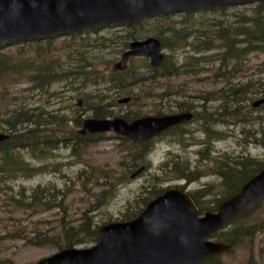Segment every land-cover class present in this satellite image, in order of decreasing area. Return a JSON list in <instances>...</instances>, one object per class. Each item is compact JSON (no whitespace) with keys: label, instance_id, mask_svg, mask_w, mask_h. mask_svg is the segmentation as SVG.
<instances>
[{"label":"rangeland","instance_id":"rangeland-1","mask_svg":"<svg viewBox=\"0 0 264 264\" xmlns=\"http://www.w3.org/2000/svg\"><path fill=\"white\" fill-rule=\"evenodd\" d=\"M256 5L179 13L137 27L110 25L0 46V64L10 67L0 80V134L9 133L2 120L22 110L33 122L18 128L33 131L38 141L46 142L44 150L20 152L34 174L16 179L0 174V264H34L59 251L51 245L28 246L35 230L55 232L63 219L67 225H79L87 215L99 230L140 214L154 192L170 187L198 197L205 210H216L229 191L220 175L223 162L237 154V161L243 159L258 170L257 162L264 163V102L255 104L264 100V52L226 58L228 47L218 37L221 29L235 33L250 27L251 18L258 15L253 11ZM172 34L184 35L178 42L168 41L174 47L163 49L167 63L183 66L178 74L148 80L151 60L146 56H132L125 72L116 67L132 41L154 37L167 42ZM48 68L57 79L45 84L46 77L38 74ZM122 74L132 78H122V84L118 81ZM236 90L244 92L237 93V104ZM100 105L110 119L164 116L176 113L181 105L192 107L196 118L183 127L182 135L164 133L150 141L153 148L148 154L114 132L100 134L83 149H72L71 137ZM207 113L224 122L208 126L202 122ZM40 114V119L34 118ZM76 120L82 121L79 126ZM133 156L140 161L133 162ZM39 187L46 189L48 199L62 194L54 198L61 201L65 195L63 208L35 213L32 208H17L10 199L22 190L29 196ZM206 191L210 195L204 198ZM262 219L264 201L250 222ZM220 259L223 264H264V233H258L251 245L236 244Z\"/></svg>","mask_w":264,"mask_h":264},{"label":"water","instance_id":"water-1","mask_svg":"<svg viewBox=\"0 0 264 264\" xmlns=\"http://www.w3.org/2000/svg\"><path fill=\"white\" fill-rule=\"evenodd\" d=\"M256 2L264 0H0V42ZM161 47V41L154 37L133 41L116 67L124 69L131 56H147L152 66H160L164 61ZM183 120L182 115L145 117L131 123L122 118H90L84 121L81 133L114 131L142 141ZM7 137L0 134V141ZM263 199L264 168L221 202L217 212L201 214L188 193L169 189L152 200L134 220L103 226L95 245L66 248L35 264H200L230 248L209 237L236 217L255 209Z\"/></svg>","mask_w":264,"mask_h":264},{"label":"trees","instance_id":"trees-1","mask_svg":"<svg viewBox=\"0 0 264 264\" xmlns=\"http://www.w3.org/2000/svg\"><path fill=\"white\" fill-rule=\"evenodd\" d=\"M227 7H216V8H206L200 11L196 12H207V11H217V10H225ZM253 11H255L258 15L251 18V26L245 27V28H238L237 32L233 33L230 29H221V31L218 34L219 39L222 41L223 45H226L228 47V55L226 58H236L237 59L241 57V54L247 51L252 50H258L260 52H264V3H259L254 7ZM194 12H188L187 14H191ZM171 15H164L161 17H157L154 20V22H160L162 20L170 19ZM148 22V20H141L137 23L129 25L130 27H137L141 24H145ZM173 35V34H172ZM134 36V34L132 35ZM174 38L168 37L167 42H165L162 39V46L163 48H172L174 45L171 42H168L169 40L173 39L174 41H180L184 37V35H173ZM237 37V39H236ZM39 40V39H35ZM211 43V40L208 44ZM246 44L244 48H240L241 45ZM4 45V43H0V46ZM237 45V48H236ZM210 46H207L206 49H210ZM168 57L165 56V61L160 67H151L149 65L150 73L152 74L151 77L148 78L150 81H154L157 77H169L173 76L175 74H178L182 65H179L178 63H167ZM225 60V58H224ZM185 67V65H184ZM10 67L6 66L5 64H0V80L3 76V73L6 71H9ZM15 69L14 71H16ZM43 72V73H42ZM39 71L38 77L45 78V84H49L54 82V80L57 79L54 70L51 68H48L47 71ZM128 77L127 74H122V77L119 78L118 81H120L122 84H124V80L122 78ZM115 80V79H113ZM231 91H234L233 88H230ZM237 93L243 94L244 92H240V90H237ZM94 110V117L95 118H105L108 117L106 114L104 108L100 105L98 107L92 108ZM43 116V115H42ZM39 115H34V118L40 119ZM56 121V120H54ZM66 121V120H65ZM30 122H33L31 118L29 117L28 112L22 111V110H16L12 112L9 117H6L2 120V125H5V127L10 130V138L6 140L0 141V174L3 176L7 175L8 177L12 179H16L18 176H25V175H32L35 173V169L30 167V164L27 163L25 160L22 159L20 152L22 150L28 149V150H44L45 148L41 147L43 146V142L38 141L35 137V133L30 130L23 128L19 129V126H24V124H29ZM82 121L76 120V125L79 126V124ZM36 125L41 124V121H37ZM60 124H63L59 122ZM97 136H100V134L96 135H81L80 133H74L73 137H71V140L69 142V145L73 149L75 146H79L82 149L85 148L90 144L91 141L94 140V138H97ZM150 143V142H149ZM146 142L143 143H137V145L141 146L142 151L148 152L150 147H148V144ZM138 156V155H137ZM133 162L140 161L138 157L133 156L132 157ZM258 170L254 171L253 165L248 164H239L237 167H230L229 169V175L230 180L227 178L225 179V183L229 187V191L226 193V195L219 200V203L226 197L234 194L237 192V190L256 172L260 171L264 167V163L260 164L257 162ZM242 182V183H241ZM232 184H235V186L231 187ZM1 191V190H0ZM46 189H43L39 187L37 190L33 191V193L29 196H27L24 192V190L20 191L18 194V197L15 195H10V199L14 201V204L17 208L19 207H27L28 209H33V212H39L42 209L45 210H51L53 208H63V202L64 198L61 199V201H58L57 199L60 197L56 194V196H52L48 199V197L45 195ZM163 190L154 192L153 196L150 198L153 199L159 194H161ZM194 201L197 203L201 213L207 211L205 208L201 205L198 197L190 194ZM54 199V200H53ZM218 203V204H219ZM218 205H216L213 209H216ZM212 210V209H210ZM250 211L246 213L245 215H242L240 217H237L236 219L232 220L229 225L218 232H216L213 237L217 239V241H221L223 243L229 244L231 246V249L237 245H240L241 243H249L250 245L253 244L256 236L258 233H264V219L259 221L258 223H251V216L253 215L254 211ZM213 211V210H212ZM139 214V213H138ZM138 214H135L131 217L124 218L125 221L131 220L135 218ZM123 220V221H124ZM63 223L62 227L58 228V231L50 232V231H42L40 229L34 231L33 237L29 238L26 243L28 246H44V245H51L55 247L57 250H62L64 248L68 247H75V246H86L88 244H92L96 242L98 238V227L94 224L93 220L89 215L85 218V220L80 223L79 225H67L65 222V219L61 221ZM229 227V230L226 231ZM27 239V237H26ZM25 239V240H26ZM231 249L229 251H231ZM201 264H223L222 260L220 259V255H213L205 259Z\"/></svg>","mask_w":264,"mask_h":264},{"label":"flooded vegetation","instance_id":"flooded-vegetation-1","mask_svg":"<svg viewBox=\"0 0 264 264\" xmlns=\"http://www.w3.org/2000/svg\"><path fill=\"white\" fill-rule=\"evenodd\" d=\"M237 86V85H236ZM235 101H236V104H237V90L235 91ZM209 99V97L207 98ZM206 99V100H207ZM237 107V106H236ZM209 107H207V104H206V108L205 110L207 111ZM222 110H224V108H222ZM216 113V112H215ZM215 113H207L204 120H202V122H206V124L208 126H212V125H215V124H219V123H222V121L224 122V119L223 118H215L214 115ZM169 115H182V116H185V120L179 122V123H176V124H173L171 126H169L168 128H166L165 130H163L160 134H158L157 136L146 140L147 142L146 143H149L152 139H156L157 137H159L160 135L164 134V133H171L173 135H176V136H180L183 134V132L185 131L183 129L184 126H186L187 124L191 123L194 121V119L196 118V114L194 112V110L192 109V107H184L183 105L180 106V109L176 112V113H172V114H169ZM224 115V114H223ZM223 115H219L220 117H222ZM237 117V116H236ZM128 119V122L131 123L137 119H134V120H129L131 118L127 117ZM188 118V119H186ZM139 119V118H138ZM237 119V118H236ZM126 120V118H125ZM222 120V121H220ZM145 142V141H144Z\"/></svg>","mask_w":264,"mask_h":264},{"label":"bare ground","instance_id":"bare-ground-1","mask_svg":"<svg viewBox=\"0 0 264 264\" xmlns=\"http://www.w3.org/2000/svg\"><path fill=\"white\" fill-rule=\"evenodd\" d=\"M43 115V114H42ZM230 158L232 159V161L231 162H223V165L221 166L222 167V171L220 172V175L222 176V178L225 180L226 178L228 179V180H230V175H229V169H230V167H232L231 165H230V163H233L234 165H235V167H237L239 164H247V162L246 161H242L243 159H241V161H237V154H235V155H232V156H230ZM184 175H185V177H188V175H189V168H186L185 170H184ZM231 187H233V185L231 186ZM203 192H205V191H203ZM204 195V198H206L207 196H209L210 195V192H207L206 191V193H204L203 194Z\"/></svg>","mask_w":264,"mask_h":264}]
</instances>
